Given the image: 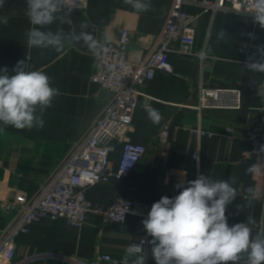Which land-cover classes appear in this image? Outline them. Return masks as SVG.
Returning <instances> with one entry per match:
<instances>
[{"label":"crops","instance_id":"crops-1","mask_svg":"<svg viewBox=\"0 0 264 264\" xmlns=\"http://www.w3.org/2000/svg\"><path fill=\"white\" fill-rule=\"evenodd\" d=\"M202 2L186 6L194 17L195 49L217 59L169 54L174 74L159 71L148 80L142 91L151 101L146 105L141 98L133 115L129 138L146 146V154L126 179L101 182L86 192L91 206L106 209L123 198L135 204L136 213L124 222H114L91 211L82 226L65 220L41 219L31 225L28 233L15 237L14 262L82 264L97 260V264H119L125 247L146 236L142 220L151 205L162 196L178 195L182 189L177 184L186 186L200 174L212 179L237 177L235 187L239 194L226 212L230 226L245 222L248 215L255 218L258 226H264L260 152L246 139L247 130L264 127V111H259L264 108V73L247 68L264 53V28L254 24L252 16L215 12L206 9ZM151 3V10L138 14L123 0H89L85 11L63 14L70 23L57 20L43 30L55 32L63 28L67 32L75 26L78 32L79 24L86 22L90 25L88 31L96 38L118 43L121 30L127 29L131 32L128 58L138 63L156 47L172 5L171 0H151ZM25 4L26 0H6L0 8V17H9L7 26L0 24V68L7 67L11 72L18 61L28 56L31 70L52 77V86L59 89L60 95L44 113L43 128L18 130L0 125V239L12 219L11 214L2 211V200L12 201L20 190L34 194L92 128L112 97L111 92L91 80L97 57L82 44L61 52L28 48L26 33L32 25ZM220 30L227 33L224 40L218 39ZM201 85L239 88L241 108L196 111ZM148 107L161 113L159 124L148 119ZM164 126H168L171 134L167 143L159 138ZM197 128L213 135H198L193 132ZM227 128L235 129L236 138H227L224 134ZM122 148V142H118L113 154L114 167ZM195 150L199 151L198 160L192 155ZM253 164L257 172L246 174L245 170ZM249 185L258 190V198L251 207L237 213L236 205L245 203L243 189ZM104 255L113 261L101 259ZM145 256L148 264H154L150 244Z\"/></svg>","mask_w":264,"mask_h":264},{"label":"built area","instance_id":"built-area-1","mask_svg":"<svg viewBox=\"0 0 264 264\" xmlns=\"http://www.w3.org/2000/svg\"><path fill=\"white\" fill-rule=\"evenodd\" d=\"M171 1V9L158 36L156 47L142 62L136 63L128 58L131 39L129 30H121L118 43L103 40L106 41L107 51L97 57L91 80L111 92V100L92 128L81 137L73 150L34 194L29 195L20 190L12 201L2 200V211L11 214L12 219L0 239V264H24V261L13 260L14 239L18 234L28 233L31 225L41 219L65 220L74 226H82L91 211L114 222H124L129 215L136 213L135 204L123 198H118L106 209L91 206L87 201L86 192L101 182L126 179L146 154V146L135 144L129 138L133 115L141 98L145 99L146 105L151 101L142 91L144 84L153 79L159 71L174 74V66L168 59L169 54L174 52L201 60L217 59L195 49L194 17L186 11V6L200 4V0ZM58 3L61 14L69 15L85 11L89 0H58ZM202 4L206 9L215 12L252 16V0H203ZM241 106L242 92L239 88H209L201 85L194 109L198 112L205 109L238 110ZM193 132L202 136L213 135L212 132L200 128L194 129ZM224 134L229 139L237 136L233 128H227ZM159 138L163 143L171 139L168 126L162 128ZM246 139L258 147L264 174V127L260 130H247ZM118 142H122L123 148L117 167H114L113 154ZM192 155L198 160L199 151L195 150ZM147 245L146 242L145 249ZM101 259L113 261L109 255L101 256ZM82 264H97V260Z\"/></svg>","mask_w":264,"mask_h":264},{"label":"clouds","instance_id":"clouds-1","mask_svg":"<svg viewBox=\"0 0 264 264\" xmlns=\"http://www.w3.org/2000/svg\"><path fill=\"white\" fill-rule=\"evenodd\" d=\"M6 0H0V8ZM136 13L152 9L151 0H123ZM26 15L32 27L26 33L28 48L63 51L66 47L83 45L94 56L107 51L106 41L88 31L86 22L69 31L63 28L43 30L60 20L70 23L61 14L58 0H27ZM251 15L254 24L264 28V0H252ZM8 16L0 17V24L7 26ZM94 27V26H92ZM224 40L227 33H217ZM30 57L20 60L9 72L0 68V125L18 130L43 128V115L60 95L52 86V77L40 70H31ZM255 73H264V53L261 59L247 65ZM148 119L159 124L162 115L158 109H146ZM259 111H264V108ZM2 130V128H0ZM256 165H250L246 174H255ZM237 177L212 179L200 174L187 185L177 184L178 195L162 196L151 205L142 220L146 236L139 243H130L124 249L119 264H146L145 243L151 246L154 264H264V226H258L251 215L245 222L229 225L228 206L239 194ZM245 203L237 204V213L251 207L258 198V190L251 185L243 189ZM255 229V232H254ZM148 237L151 239L149 240Z\"/></svg>","mask_w":264,"mask_h":264},{"label":"water","instance_id":"water-1","mask_svg":"<svg viewBox=\"0 0 264 264\" xmlns=\"http://www.w3.org/2000/svg\"><path fill=\"white\" fill-rule=\"evenodd\" d=\"M128 50H129V46H128Z\"/></svg>","mask_w":264,"mask_h":264}]
</instances>
